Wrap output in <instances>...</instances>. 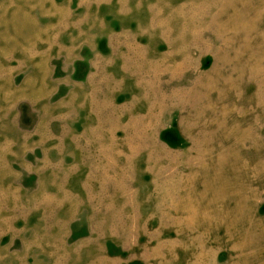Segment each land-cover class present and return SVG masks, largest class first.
Masks as SVG:
<instances>
[{
  "label": "rangeland",
  "instance_id": "374dc122",
  "mask_svg": "<svg viewBox=\"0 0 264 264\" xmlns=\"http://www.w3.org/2000/svg\"><path fill=\"white\" fill-rule=\"evenodd\" d=\"M0 264H264V0H0Z\"/></svg>",
  "mask_w": 264,
  "mask_h": 264
}]
</instances>
